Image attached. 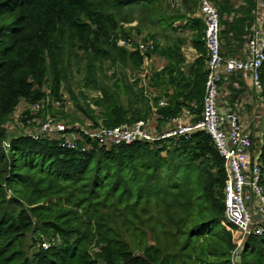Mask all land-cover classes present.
<instances>
[{
    "label": "trees",
    "instance_id": "16d2710c",
    "mask_svg": "<svg viewBox=\"0 0 264 264\" xmlns=\"http://www.w3.org/2000/svg\"><path fill=\"white\" fill-rule=\"evenodd\" d=\"M165 6V0H0V264H264V235L250 236L240 262L234 260L225 162L207 133L122 146L87 139L75 149L27 133L8 135L6 125L21 104L44 101L37 113H22L27 127L48 115L78 121L61 94L78 74L84 75V105L75 94L72 99L76 113L92 121L91 129L147 120L153 108L158 122L184 109L200 121L206 71L187 78L178 48L158 46L154 52L170 60L153 80L166 93L174 89L170 95L162 91L168 101L163 107L158 100L150 105L138 83H126L124 103L119 81L107 84L115 74L103 72L106 63L110 70L121 63L141 68L143 57L119 43L134 42L143 22L155 17L153 10L164 21ZM218 11L225 27L221 37L233 34L243 43L252 36L251 23L247 29L224 23ZM197 23L199 41L205 25ZM261 82L264 105V64ZM85 91L101 96L91 99ZM252 139L264 167V129L258 145ZM45 241L48 248L42 247Z\"/></svg>",
    "mask_w": 264,
    "mask_h": 264
},
{
    "label": "built area",
    "instance_id": "2783aa9c",
    "mask_svg": "<svg viewBox=\"0 0 264 264\" xmlns=\"http://www.w3.org/2000/svg\"><path fill=\"white\" fill-rule=\"evenodd\" d=\"M198 3L205 25L203 40L206 48V81L200 121L184 124L180 118L171 119L168 122H175V125L157 133L150 128L147 120L114 128L91 129L74 123L68 126L48 115L36 132L27 134L35 140H59L61 147L75 149L78 142L87 139L102 146H122L138 141L153 143L166 139L189 140L197 132L207 133L225 162V217L236 228V260L238 252L244 248L250 236L264 235V167L259 152L254 148L252 133L244 126L236 111L222 106L220 96L222 86L233 77L242 81L250 80L258 91L263 89L264 0H257L258 8L263 10L260 27H255L252 36L246 40L245 53L240 58H226L222 54L221 18L214 2L198 0ZM119 44L139 53L143 57V67L157 50L156 43L151 39L136 42L135 46L125 41ZM143 67L137 75H133V81L148 76V70ZM58 104L61 105V102ZM24 105L26 110L36 112L45 106L44 101ZM160 105L163 107L167 104L161 102ZM42 247L48 248V242L42 243Z\"/></svg>",
    "mask_w": 264,
    "mask_h": 264
},
{
    "label": "crops",
    "instance_id": "0c3cea01",
    "mask_svg": "<svg viewBox=\"0 0 264 264\" xmlns=\"http://www.w3.org/2000/svg\"><path fill=\"white\" fill-rule=\"evenodd\" d=\"M217 7L221 10L222 20L224 23L227 21L231 25H244L248 27L251 23V33L255 27H260L261 17L263 16V10H260L257 5V0H213ZM174 3L176 9L165 13L164 22H166V28L168 32H163V39L160 38V42L155 35L145 37L147 40L152 36L157 41V47L165 48L173 46L178 48L179 54L182 59L181 69L185 73L187 78H193L194 72L200 69L203 73L206 71V59H204L205 44H203V37L198 41V26L199 23L203 25V18L200 13V7L198 0H165V4ZM253 4L255 7L253 8ZM168 9V8H167ZM249 17H251L249 19ZM136 26L137 22L131 24ZM200 27V26H199ZM225 29L222 26V31ZM249 30V31H250ZM143 38V39H145ZM245 41L238 42L233 37V34L229 35L226 39L222 36V54L224 57L240 58L245 53ZM203 58V62H202ZM150 61H153L152 73L149 75L151 80V91L153 93V99H158V104L161 106V102L168 104L165 94H172L174 89L168 90L157 88L153 86L154 77L158 72L167 68L170 64V60L167 56H161L159 54H153ZM149 61V62H150ZM204 63L201 68L200 64ZM142 67V66H141ZM135 71L133 75H137L139 71ZM165 92L164 95H162ZM261 91L256 90L250 80L242 81L237 77H233L229 82H226L222 86L221 90V102L222 106L227 109L236 111L244 124V126L252 133L260 136V131L264 129V105L260 100ZM153 106V104H151ZM154 107V106H153ZM153 113L150 118L155 120V123H149L150 128L159 133L158 131L167 130L175 125V122H158L159 116L155 113L156 109L153 108ZM184 124L192 123L196 115L193 112L184 109V112L179 117ZM148 121V120H147ZM157 121V122H156ZM149 122V121H148ZM158 130V131H157ZM258 151V150H257ZM259 152V151H258Z\"/></svg>",
    "mask_w": 264,
    "mask_h": 264
},
{
    "label": "rangeland",
    "instance_id": "374dc122",
    "mask_svg": "<svg viewBox=\"0 0 264 264\" xmlns=\"http://www.w3.org/2000/svg\"><path fill=\"white\" fill-rule=\"evenodd\" d=\"M168 8V9H167ZM166 11L165 12H170L173 11L174 9H176L175 4L174 3H170L166 4L165 6ZM154 13L153 18H147L146 21L143 22V24L140 26V34L134 36V42H140L143 41L145 37H148L150 35H155L157 34L156 38L157 40L160 42V38L163 39V32H168V28H166V22L164 21H158L159 19H161V14H158V12L156 10L152 11ZM162 12V11H161ZM139 12H136V17L138 16ZM134 26V25H131ZM130 27V25L128 26ZM121 47H125L123 45H120ZM127 48V47H126ZM128 50H131L129 48H127ZM109 63H106L105 66L103 67V72L106 73L108 76H110L111 74H115L114 78L110 81H107V84L109 86H111L113 84V82H115L116 80L119 81L120 85H121V90L118 91L120 94V97L122 99V101L124 103H128V92L127 89L124 87L127 84L130 85H135V83L139 85L138 90H140L142 92V96L144 99H147L148 102L151 104L155 103V100H158L160 98V95H157L159 98H154L153 99V93L151 91V76L149 75L150 73H152V68L153 67V61L148 62L145 64V68L148 70V76H146L145 79H138L136 81H133V74L135 73V70H133V67L124 65L123 63H121L119 66L112 68V70L109 69ZM143 67V66H142ZM141 67V68H142ZM143 67V68H144ZM150 77V79H149ZM82 78H84L83 74H78L76 75V77L69 79V81L67 83H64L63 88H62V92L61 94L63 95V101L66 102V111H68V114H72V116L76 115L79 117V120L76 122H69V121H64V118L58 117L56 121L58 122H64L66 125L70 126L73 123L74 124H78L79 126H83L84 128H89L90 125H92V121L89 119H85L84 116L81 113H76L78 108H77V103L73 101L72 99V94H75L76 96V100L78 101V103L80 105H84L83 104V99L81 97V91H82V86H81V80ZM44 91L47 94L46 97V101L45 103L49 102V89L45 88ZM86 95L89 96V98H96V97H100L101 94L100 93H93V92H89V91H85ZM161 99V98H160ZM58 102L55 103V105L53 104L52 101H50V103L48 104L49 106H54L56 107V109H58L61 105L58 104ZM58 107V108H57ZM24 110H26V106L24 104H21L19 106V108L16 110L12 120L6 125V129L8 131V135L9 136H19L21 134H26V133H34L38 130V128L40 127V124L42 123V121H39L40 118H38V120L36 119V122L34 125L29 124V126L27 127L26 124H23L22 122V113L24 112ZM31 112H33V114L37 113L34 110H31ZM95 113L96 115H99L100 110L95 108ZM73 116V117H74ZM66 120H69L66 119ZM149 122L148 123H155V120H152V118L147 119ZM84 122V123H81ZM157 122V121H156ZM156 131V130H154ZM158 131V130H157ZM161 132V131H158ZM261 132V131H260ZM255 136V143L258 145L260 142H258L259 136L257 134L253 135ZM258 150V149H256ZM164 156H166V152L164 153Z\"/></svg>",
    "mask_w": 264,
    "mask_h": 264
},
{
    "label": "water",
    "instance_id": "95a60500",
    "mask_svg": "<svg viewBox=\"0 0 264 264\" xmlns=\"http://www.w3.org/2000/svg\"><path fill=\"white\" fill-rule=\"evenodd\" d=\"M241 253H242V250L238 252V255L236 257V262H240V260H241V257H240L241 256Z\"/></svg>",
    "mask_w": 264,
    "mask_h": 264
}]
</instances>
